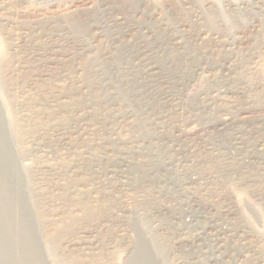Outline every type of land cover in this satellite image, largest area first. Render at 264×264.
<instances>
[{"label":"rangeland","instance_id":"374dc122","mask_svg":"<svg viewBox=\"0 0 264 264\" xmlns=\"http://www.w3.org/2000/svg\"><path fill=\"white\" fill-rule=\"evenodd\" d=\"M143 263L264 264V0H0V264Z\"/></svg>","mask_w":264,"mask_h":264},{"label":"bare ground","instance_id":"6f19581e","mask_svg":"<svg viewBox=\"0 0 264 264\" xmlns=\"http://www.w3.org/2000/svg\"><path fill=\"white\" fill-rule=\"evenodd\" d=\"M174 58H175V55H174ZM171 63V62H170ZM225 122V121H224ZM227 123V122H226ZM137 249V248H136ZM146 250V249H145ZM137 251V250H136ZM138 251H140V250H138ZM135 254V253H134ZM137 255L139 254V253H136ZM140 255V254H139ZM134 257H136V256H134ZM148 257V256H147ZM137 259H138V257H137ZM149 259H151V258H149ZM134 260H135V258H134ZM151 262V261H150ZM144 264V263H143Z\"/></svg>","mask_w":264,"mask_h":264}]
</instances>
